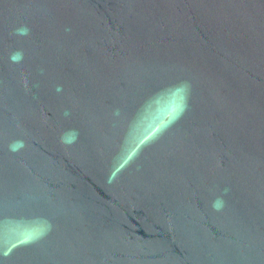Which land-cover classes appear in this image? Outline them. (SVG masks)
<instances>
[{
	"label": "water",
	"instance_id": "95a60500",
	"mask_svg": "<svg viewBox=\"0 0 264 264\" xmlns=\"http://www.w3.org/2000/svg\"><path fill=\"white\" fill-rule=\"evenodd\" d=\"M0 264H264V0H0Z\"/></svg>",
	"mask_w": 264,
	"mask_h": 264
},
{
	"label": "clouds",
	"instance_id": "9594fccd",
	"mask_svg": "<svg viewBox=\"0 0 264 264\" xmlns=\"http://www.w3.org/2000/svg\"><path fill=\"white\" fill-rule=\"evenodd\" d=\"M29 33H30V29L27 26L17 28L15 31V34L19 35V36H27ZM23 56H24V54L22 51H16L10 55L9 59L13 63H19L20 61L23 60ZM56 91L57 92L62 91V87L57 86ZM65 115H68V113L65 112ZM78 136H79V133L75 129L69 130L68 132H66L65 134L62 135L61 142L66 143V144H72L76 141ZM24 146L25 145H24L23 140H15L9 145V150L12 152H17L20 149H22ZM226 192H227V189L225 190V193ZM224 203L225 202H224L222 197H217L212 203L213 210H215V211L222 210V208L224 207Z\"/></svg>",
	"mask_w": 264,
	"mask_h": 264
}]
</instances>
